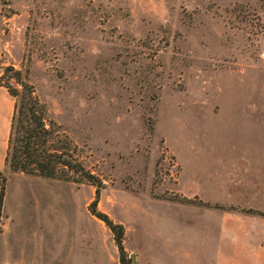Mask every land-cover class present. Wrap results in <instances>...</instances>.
Wrapping results in <instances>:
<instances>
[{
    "label": "rangeland",
    "instance_id": "1",
    "mask_svg": "<svg viewBox=\"0 0 264 264\" xmlns=\"http://www.w3.org/2000/svg\"><path fill=\"white\" fill-rule=\"evenodd\" d=\"M7 65L102 179L97 210L123 225L130 264L200 260L181 240L195 205L179 199L205 201L180 176L193 155L224 150L228 173L230 150L264 149V0H0ZM0 171V264H120L89 210L94 185ZM211 234L204 224V249Z\"/></svg>",
    "mask_w": 264,
    "mask_h": 264
},
{
    "label": "crops",
    "instance_id": "2",
    "mask_svg": "<svg viewBox=\"0 0 264 264\" xmlns=\"http://www.w3.org/2000/svg\"><path fill=\"white\" fill-rule=\"evenodd\" d=\"M13 102L6 88L0 86V166L5 165ZM228 153V173L218 170V160L227 154L224 150L207 156L193 155L192 167L187 174L184 170L181 172V191L187 196L197 195L205 202L264 213V149H234ZM185 208L182 222L186 226L181 228V240H186L192 251L201 254V259L195 263L159 264H264V214L196 205ZM205 210L213 212L212 220L206 221ZM204 224L212 227L211 245L206 249L202 246ZM205 253L209 255L208 261L202 259Z\"/></svg>",
    "mask_w": 264,
    "mask_h": 264
},
{
    "label": "trees",
    "instance_id": "3",
    "mask_svg": "<svg viewBox=\"0 0 264 264\" xmlns=\"http://www.w3.org/2000/svg\"><path fill=\"white\" fill-rule=\"evenodd\" d=\"M0 86L5 87L14 100L4 159L5 166L11 172H22L62 181L87 182L94 185L96 196L90 203L89 210L103 220L111 230L120 252V264H130L123 247V225L114 222L107 214L97 210L99 192L103 186L102 179L83 164L78 154V146L68 134L56 121L48 118L46 107L36 94L27 73L15 69L13 65H7L0 73ZM5 189L6 176L0 171V231ZM179 201L223 208L221 205H212L201 200L197 203L186 197ZM242 211L264 214L254 209Z\"/></svg>",
    "mask_w": 264,
    "mask_h": 264
}]
</instances>
